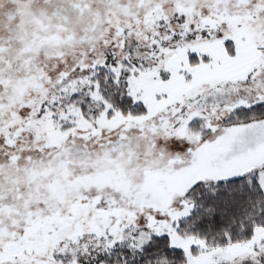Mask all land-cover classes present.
Masks as SVG:
<instances>
[{"label":"snow or ice","instance_id":"1","mask_svg":"<svg viewBox=\"0 0 264 264\" xmlns=\"http://www.w3.org/2000/svg\"><path fill=\"white\" fill-rule=\"evenodd\" d=\"M0 264H264V0H0Z\"/></svg>","mask_w":264,"mask_h":264}]
</instances>
